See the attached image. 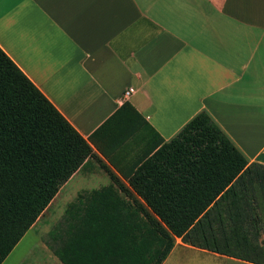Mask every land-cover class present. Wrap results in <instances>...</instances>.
<instances>
[{
  "label": "crops",
  "instance_id": "0c3cea01",
  "mask_svg": "<svg viewBox=\"0 0 264 264\" xmlns=\"http://www.w3.org/2000/svg\"><path fill=\"white\" fill-rule=\"evenodd\" d=\"M0 46L98 156L73 201L111 182L102 164L144 201L131 176L202 111L264 166V0H0ZM161 264L257 263L177 237Z\"/></svg>",
  "mask_w": 264,
  "mask_h": 264
},
{
  "label": "trees",
  "instance_id": "16d2710c",
  "mask_svg": "<svg viewBox=\"0 0 264 264\" xmlns=\"http://www.w3.org/2000/svg\"><path fill=\"white\" fill-rule=\"evenodd\" d=\"M91 157L89 141L0 46V264ZM102 167L111 182L69 203L49 231L63 264H161L177 237L264 264V166L249 164L207 112L135 170L130 184L144 201Z\"/></svg>",
  "mask_w": 264,
  "mask_h": 264
},
{
  "label": "rangeland",
  "instance_id": "374dc122",
  "mask_svg": "<svg viewBox=\"0 0 264 264\" xmlns=\"http://www.w3.org/2000/svg\"><path fill=\"white\" fill-rule=\"evenodd\" d=\"M74 193L69 189H60L37 221L29 228L19 243L7 257L6 264H60L53 258L48 243L49 231L57 227L63 219L64 211Z\"/></svg>",
  "mask_w": 264,
  "mask_h": 264
},
{
  "label": "built area",
  "instance_id": "2783aa9c",
  "mask_svg": "<svg viewBox=\"0 0 264 264\" xmlns=\"http://www.w3.org/2000/svg\"><path fill=\"white\" fill-rule=\"evenodd\" d=\"M135 92V88L134 87H128L124 93H123V97L127 98L129 96H131L133 93Z\"/></svg>",
  "mask_w": 264,
  "mask_h": 264
}]
</instances>
